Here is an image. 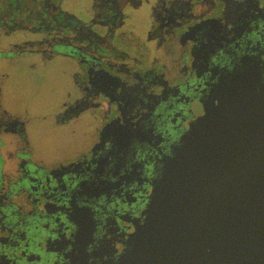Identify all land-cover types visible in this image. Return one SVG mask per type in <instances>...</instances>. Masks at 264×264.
Here are the masks:
<instances>
[{
  "label": "flooded vegetation",
  "instance_id": "flooded-vegetation-1",
  "mask_svg": "<svg viewBox=\"0 0 264 264\" xmlns=\"http://www.w3.org/2000/svg\"><path fill=\"white\" fill-rule=\"evenodd\" d=\"M237 78L264 94V0H0V264H117Z\"/></svg>",
  "mask_w": 264,
  "mask_h": 264
},
{
  "label": "water",
  "instance_id": "water-1",
  "mask_svg": "<svg viewBox=\"0 0 264 264\" xmlns=\"http://www.w3.org/2000/svg\"><path fill=\"white\" fill-rule=\"evenodd\" d=\"M246 79L213 97L165 163L117 264H264V94Z\"/></svg>",
  "mask_w": 264,
  "mask_h": 264
}]
</instances>
